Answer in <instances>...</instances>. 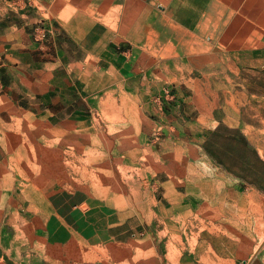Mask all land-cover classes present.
<instances>
[{
    "label": "rangeland",
    "instance_id": "1",
    "mask_svg": "<svg viewBox=\"0 0 264 264\" xmlns=\"http://www.w3.org/2000/svg\"><path fill=\"white\" fill-rule=\"evenodd\" d=\"M259 12L251 34L244 31L242 40L218 46L212 41L203 54L180 63L173 78H160V64L147 63L146 76L125 85L124 111H96L74 139L64 140L25 113L0 110V264H165L183 253L186 259L204 233H219L206 242L238 253V259L255 254L264 244L256 209L223 218L217 208L200 207L208 199L250 200L249 185L227 176L224 190L214 191L213 170L200 159L199 144L192 159L181 139L164 141L186 140L190 129L165 128L157 112L162 99L205 87L217 115L239 123L264 153V0ZM252 55L263 60L252 65ZM240 133L237 128V139ZM164 180L170 181L165 187ZM65 190L97 203L91 212L97 216L90 215L99 227L93 239L55 243L44 236L52 197ZM219 216L221 223H209Z\"/></svg>",
    "mask_w": 264,
    "mask_h": 264
},
{
    "label": "crops",
    "instance_id": "2",
    "mask_svg": "<svg viewBox=\"0 0 264 264\" xmlns=\"http://www.w3.org/2000/svg\"><path fill=\"white\" fill-rule=\"evenodd\" d=\"M259 1L0 0V110L25 113L45 128L58 130L64 140L74 139L82 134L80 128L92 123L96 111H124L127 105L120 102L129 96L125 85L144 78L147 63L160 64V78H173L180 63L203 54L215 45L212 41L220 45L242 40L244 31L251 34L260 16ZM261 60L249 58L252 65ZM181 92L174 93V99H162L158 119L170 130L187 127L190 135L164 141L181 139L192 159L197 142L200 159L213 170L214 191L224 190L231 176L248 184L253 195L250 200H203L200 207L217 208L223 218L256 209L258 223L264 224V153L242 134L239 123L217 115L209 89L185 91L186 96ZM187 201L191 208L192 201ZM95 205L79 192L65 190L52 197L44 236L55 243L93 239L99 231L90 219L97 216L91 214ZM218 218L209 223H221ZM208 236L213 240L220 234L204 233L202 243L187 250L186 259L183 253L165 264H264V244L251 257L238 259V253L207 243Z\"/></svg>",
    "mask_w": 264,
    "mask_h": 264
},
{
    "label": "bare ground",
    "instance_id": "3",
    "mask_svg": "<svg viewBox=\"0 0 264 264\" xmlns=\"http://www.w3.org/2000/svg\"><path fill=\"white\" fill-rule=\"evenodd\" d=\"M207 14V13H206ZM203 16V15H202ZM151 36V35H150ZM204 38H206V37H204ZM212 38V37H211ZM220 39V38H219ZM221 40V39H220ZM196 43V42H195ZM204 43V42H203ZM224 43H226V42H224ZM193 44V43H192ZM221 44V43H220ZM222 45V44H221ZM201 46V45H200ZM212 46V45H211ZM218 46V45H217ZM214 48V47H213ZM200 49V48H199ZM209 49V48H208ZM202 50V49H201ZM228 50V49H227ZM223 53V52H222ZM201 55V54H200ZM227 55V54H226ZM221 57H222V55H221ZM212 61V60H211ZM226 62V61H225ZM174 63V62H173ZM212 64V63H211ZM176 66V65H175ZM225 76V75H224ZM16 156V155H15ZM23 156V155H22ZM15 160H16V158H15ZM8 162V161H7ZM103 163V162H102ZM108 163V162H107ZM4 164V163H3ZM106 164V163H105ZM95 165V164H94ZM103 165V164H102ZM16 166V165H15ZM101 166V165H100ZM4 167V166H3ZM16 169V168H15ZM1 171V170H0ZM17 171V170H16ZM15 172V171H14ZM17 176V175H16ZM28 178V177H27ZM19 179V178H18ZM20 185V184H19ZM21 188H22V186H21ZM10 195V194H9ZM15 199V198H14ZM10 201V200H9ZM2 215H3V213H2ZM7 216V215H6ZM12 222V221H11ZM2 227V226H1ZM4 227V226H3ZM2 227V228H3ZM7 227V226H6ZM5 227V228H6ZM1 228V229H2ZM0 229V230H1ZM7 229V228H6ZM9 229V228H8ZM1 233V232H0ZM8 236V235H7ZM13 243H14V241H13ZM3 244H4V240H3Z\"/></svg>",
    "mask_w": 264,
    "mask_h": 264
}]
</instances>
